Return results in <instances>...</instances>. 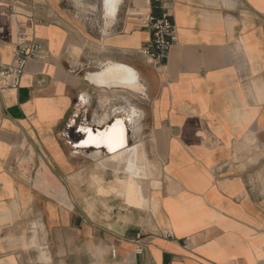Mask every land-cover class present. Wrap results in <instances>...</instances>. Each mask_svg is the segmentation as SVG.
<instances>
[{
	"label": "crops",
	"instance_id": "crops-1",
	"mask_svg": "<svg viewBox=\"0 0 264 264\" xmlns=\"http://www.w3.org/2000/svg\"><path fill=\"white\" fill-rule=\"evenodd\" d=\"M112 1L0 0V64L22 35L47 54L0 91V264H264V0ZM166 9L158 67L138 50Z\"/></svg>",
	"mask_w": 264,
	"mask_h": 264
},
{
	"label": "built area",
	"instance_id": "built-area-1",
	"mask_svg": "<svg viewBox=\"0 0 264 264\" xmlns=\"http://www.w3.org/2000/svg\"><path fill=\"white\" fill-rule=\"evenodd\" d=\"M151 1L160 3L164 0ZM143 24L150 30L151 37L138 52L155 66L161 67L167 62L171 48L178 41V30L173 14L169 9L159 16L149 13L143 18ZM46 58L45 47L41 42H30L25 35H22L16 43L15 63L0 64V91L19 88L28 61ZM166 236L173 238L175 235L170 231ZM143 238V235H138L135 240L138 254L144 253L149 244V240Z\"/></svg>",
	"mask_w": 264,
	"mask_h": 264
},
{
	"label": "rangeland",
	"instance_id": "rangeland-1",
	"mask_svg": "<svg viewBox=\"0 0 264 264\" xmlns=\"http://www.w3.org/2000/svg\"><path fill=\"white\" fill-rule=\"evenodd\" d=\"M98 63L92 65V68L97 69L96 67H98ZM115 94V99H116V106L114 105V107H121V106H128L130 103L137 105L138 107L142 108L144 102H145V95L138 93V92H132V91H128V90H123V89H117L116 91H114ZM110 96H107L106 94H104V107L106 103H110ZM144 122V121H143ZM143 122H141V131L134 133L131 132L130 133V143L131 144H135V143H140L142 145V150H143V154H144V158L145 160L147 159L145 151H144V141L146 138L149 137V134L145 131H142V125ZM148 164L151 165V168L149 170V174L148 176H146L145 183L146 185L149 183V181L151 179H156L161 175V171L159 170V166H156L154 164H152L151 162H149V160H146ZM117 176L120 177H124L125 174H117ZM106 185V184H105ZM117 183L114 182H109L106 186L108 188V191H104V193L106 194H112L113 192H115L116 194H120L122 196H124V193L122 191L118 190H112L111 187L112 186H116Z\"/></svg>",
	"mask_w": 264,
	"mask_h": 264
},
{
	"label": "bare ground",
	"instance_id": "bare-ground-1",
	"mask_svg": "<svg viewBox=\"0 0 264 264\" xmlns=\"http://www.w3.org/2000/svg\"><path fill=\"white\" fill-rule=\"evenodd\" d=\"M110 2V1H109ZM113 2V1H112ZM114 2H115V0H114ZM114 2L112 3V4H114ZM109 4V3H108ZM111 5V4H110ZM115 5V4H114ZM114 5H112V6H114ZM107 6V5H106ZM109 6V5H108ZM107 6V7H108ZM109 7H111V6H109ZM109 9V8H108ZM111 10V9H110ZM109 10V11H110ZM112 11H114V10H112ZM111 12V11H110ZM112 14H114V13H112ZM115 77V78H119V79H132V77H134V76H136V73H135V71L133 70V69H131V68H128V67H126V66H116V67H114V68H110L107 72H105V73H103V74H101V75H99L98 76V78L99 79H106V78H109V77ZM130 81V80H129ZM134 82V81H133ZM119 122V123H118ZM117 123H116V125L118 126V128H119V126L122 124V121H118ZM114 128V127H113ZM109 131V130H108ZM118 131V130H117ZM110 132V131H109ZM121 133V132H120ZM114 135H116V134H114ZM124 135V134H123ZM117 136V135H116ZM124 141V140H123ZM115 142V141H114ZM113 143V142H112ZM111 143V144H112ZM108 145V144H107ZM122 146H123V144H122ZM121 145L119 146H117V147H114V148H108V149H112L111 151H116V150H118L119 148H121L122 147ZM113 147V146H112ZM110 151V150H109ZM108 162V161H107Z\"/></svg>",
	"mask_w": 264,
	"mask_h": 264
},
{
	"label": "snow or ice",
	"instance_id": "snow-or-ice-1",
	"mask_svg": "<svg viewBox=\"0 0 264 264\" xmlns=\"http://www.w3.org/2000/svg\"><path fill=\"white\" fill-rule=\"evenodd\" d=\"M118 123H119V122H118ZM89 135H90V140H89L88 142H95L94 140L91 139V130H89ZM99 135H101V136L103 137V136H105L106 134H99ZM108 139H109V141L111 142L112 139H113V137L109 135V136H108Z\"/></svg>",
	"mask_w": 264,
	"mask_h": 264
}]
</instances>
